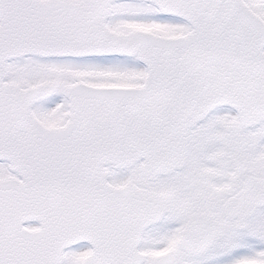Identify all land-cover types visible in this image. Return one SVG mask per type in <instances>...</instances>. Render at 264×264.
Masks as SVG:
<instances>
[{
	"label": "snow or ice",
	"instance_id": "snow-or-ice-1",
	"mask_svg": "<svg viewBox=\"0 0 264 264\" xmlns=\"http://www.w3.org/2000/svg\"><path fill=\"white\" fill-rule=\"evenodd\" d=\"M0 264H264V0H0Z\"/></svg>",
	"mask_w": 264,
	"mask_h": 264
}]
</instances>
